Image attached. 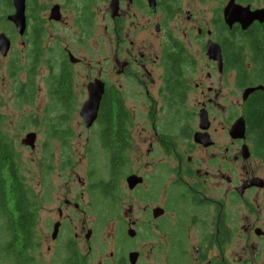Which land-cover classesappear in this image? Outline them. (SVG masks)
Returning <instances> with one entry per match:
<instances>
[{
  "label": "flooded vegetation",
  "instance_id": "1",
  "mask_svg": "<svg viewBox=\"0 0 264 264\" xmlns=\"http://www.w3.org/2000/svg\"><path fill=\"white\" fill-rule=\"evenodd\" d=\"M182 1L119 0L113 12L110 0H24L18 31L5 0L0 34L9 47L0 66L13 105H32L43 90L45 145L68 148L84 130L77 158L87 171L51 152L38 163L34 194L0 114V145L12 152L0 156V264H264V128L251 115L256 103L264 109V0H187L191 9ZM228 5L249 16L246 27L242 17L224 23ZM194 14H220V29ZM104 34L109 70L95 60ZM208 41L219 45V60ZM100 83L87 126L81 108ZM30 132L35 149L36 131L20 143L28 146ZM16 194L29 203V221L16 212L24 198ZM112 218L106 252L101 231ZM29 222L15 237L6 228ZM122 238L134 245L120 253Z\"/></svg>",
  "mask_w": 264,
  "mask_h": 264
},
{
  "label": "rangeland",
  "instance_id": "2",
  "mask_svg": "<svg viewBox=\"0 0 264 264\" xmlns=\"http://www.w3.org/2000/svg\"><path fill=\"white\" fill-rule=\"evenodd\" d=\"M42 5L45 4L48 0H41ZM183 6L185 8L191 9V7L188 4L187 0H183ZM5 0H0V12L7 10V6H5ZM210 4H205L202 7L207 8ZM211 5H215L216 8H218L221 4L220 3H213ZM107 7V4L105 5V8ZM4 15V14H0ZM196 15L199 19L198 22L201 23L202 26L206 22H211V19L213 18L215 20V26L217 25V29H220V24H221V18L220 14H194ZM1 19V18H0ZM1 26V24H0ZM99 27L100 30L97 29L96 35L99 33L102 35V27L103 24L99 20ZM95 35V36H96ZM97 40H99L97 42ZM17 42V40H15ZM92 43V38H89L88 43ZM96 42L94 45L99 48L101 45V53L102 56L99 58H96L95 60L98 61L101 60V66L107 70H109V67H106V62L107 59L104 57H107L109 54L111 55V43L106 34L103 36H98L96 38ZM89 50H92V48L89 46ZM107 74H109V71H107ZM42 86V83L40 84ZM43 88V87H41ZM13 90L10 89L8 79L5 77V72L3 70V66H0V114L3 118V129L4 131L8 134V137L10 139H13L17 146H15V149L17 150L18 154V165L21 171V174L24 175L25 180L27 184L33 189L34 194L35 192L38 193L37 191V184L35 183L37 172L39 170L38 168V163L40 160H42L41 157L43 156H50L51 152H53L54 155H60V154H67L70 156V159L72 160L73 164H77L78 168L76 169L79 172H86L87 171V166L85 164L84 159H79L77 156H83L84 154V146L83 145V139L86 135L85 131L83 132L79 131V128L75 129L74 131L75 136L72 137V142L70 147H60L58 144L53 145V146H47L45 145L47 134L45 133V128H43L42 124L43 121L40 119L42 109L44 108L47 98L45 97V94L43 93V90L40 91L38 94V97L34 100L32 105L28 104H23L21 107H15L13 105ZM24 116L25 120H21V117ZM77 120V119H76ZM28 131H36L37 132V145L35 149H31L28 146L21 145L20 139L24 137V135ZM81 132L80 136H77L78 133ZM75 156V157H74ZM54 159V161H56ZM91 166H96L95 163H91ZM53 171L59 172V169L57 168V163L54 162V167ZM109 168H101L98 170L99 175H105L108 174ZM33 195V193H31ZM106 203V202H104ZM48 213L47 207L45 208L44 211ZM114 213V212H113ZM89 216L90 218L93 217V212L89 211ZM105 225L102 227L101 234L104 235V241H105V250L108 252L111 250V247L109 246L110 240L109 238L112 236L115 230V225L116 221L115 218L109 219ZM5 232H4V227H2V221L0 220V242H2L5 238ZM112 243L114 244V247L116 249V236L112 239ZM134 245V241L128 240V239H123L119 243V251L122 253L124 249L129 248ZM115 250V254H116ZM118 253V251H117ZM119 254V253H118ZM142 264V263H140Z\"/></svg>",
  "mask_w": 264,
  "mask_h": 264
},
{
  "label": "water",
  "instance_id": "3",
  "mask_svg": "<svg viewBox=\"0 0 264 264\" xmlns=\"http://www.w3.org/2000/svg\"><path fill=\"white\" fill-rule=\"evenodd\" d=\"M118 1L119 0H110V9L114 12L118 10ZM13 7H14V13L7 16V19L11 21L16 29L19 31L23 27V3L24 0H12ZM231 5H228L224 9L223 14V21L228 26H231L233 22L239 21L241 22V17L244 18V24H242V27H246L248 23L247 14H230ZM260 12V11H256ZM261 15V14H257ZM9 47V39L4 35L0 34V49L2 53L5 54L6 50ZM207 51L210 58L214 59H220V48L217 43H214L212 41H208L207 43ZM96 89L92 88L90 89V96L89 99L84 103V105L81 108V116L83 117L85 123L87 126H89L96 118L97 115V109L100 101L101 94L103 92L102 83H100ZM34 140H35V134L34 133H28L24 139H22V143L25 145H28L31 149L34 148ZM135 252L129 254V259L134 260L136 257Z\"/></svg>",
  "mask_w": 264,
  "mask_h": 264
},
{
  "label": "trees",
  "instance_id": "4",
  "mask_svg": "<svg viewBox=\"0 0 264 264\" xmlns=\"http://www.w3.org/2000/svg\"><path fill=\"white\" fill-rule=\"evenodd\" d=\"M259 40H261V37H259ZM255 41H256V46H257V42H259V41H258V37L256 34H255ZM255 100H259V98L255 99ZM257 106H258V109L255 110V108ZM251 115H252V119L255 120V122L257 123V126L264 128V109L260 108L258 103H256V105H254L252 112H251ZM109 116L111 117V115H108V117ZM0 139H2L1 135H0ZM10 148L11 147L7 146V145H0V156H2V158H3L6 155H12ZM0 163H1V159H0ZM23 194L22 195H19V194L15 195V196H19V197H24L23 200L18 199L15 201L16 202V212H17V214L20 215V217L22 218L23 221H26V220L32 218V213L28 207L29 203L27 202V200ZM21 200L23 201L24 205L20 204ZM6 228L8 229L9 234L15 237V236L20 234V231L22 228L26 229L27 231H30L32 226L30 225V222H29L28 226H24V227H20L16 224L12 223L9 227H6Z\"/></svg>",
  "mask_w": 264,
  "mask_h": 264
},
{
  "label": "bare ground",
  "instance_id": "5",
  "mask_svg": "<svg viewBox=\"0 0 264 264\" xmlns=\"http://www.w3.org/2000/svg\"><path fill=\"white\" fill-rule=\"evenodd\" d=\"M250 8V7H249ZM223 17V16H222ZM238 23V22H237ZM234 24V23H233ZM227 26V25H226Z\"/></svg>",
  "mask_w": 264,
  "mask_h": 264
}]
</instances>
